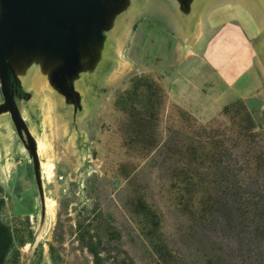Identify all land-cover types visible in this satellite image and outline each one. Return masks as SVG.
<instances>
[{"label": "rangeland", "instance_id": "rangeland-1", "mask_svg": "<svg viewBox=\"0 0 264 264\" xmlns=\"http://www.w3.org/2000/svg\"><path fill=\"white\" fill-rule=\"evenodd\" d=\"M245 3L216 0L190 40L166 0H141L82 139L65 117L31 116L55 166L54 218L36 238L26 155L8 135L0 264H264V59Z\"/></svg>", "mask_w": 264, "mask_h": 264}, {"label": "water", "instance_id": "water-1", "mask_svg": "<svg viewBox=\"0 0 264 264\" xmlns=\"http://www.w3.org/2000/svg\"><path fill=\"white\" fill-rule=\"evenodd\" d=\"M166 1L180 32L194 40L216 0ZM242 2H249L261 19L241 25L259 33L256 49L263 60L264 0ZM140 7L141 0H0V157L13 135L26 155L39 209L35 238L47 209L40 140L29 120L37 110L54 113L57 119L65 117L69 132L82 139L80 118L97 85L113 70Z\"/></svg>", "mask_w": 264, "mask_h": 264}, {"label": "bare ground", "instance_id": "bare-ground-1", "mask_svg": "<svg viewBox=\"0 0 264 264\" xmlns=\"http://www.w3.org/2000/svg\"><path fill=\"white\" fill-rule=\"evenodd\" d=\"M39 152L40 154L45 150V148L47 147L45 142L39 141ZM42 168H43V174L46 175L48 180H51L54 176H55V166L54 164L50 161H42ZM55 204V201L46 196V208H47V213L48 215L52 218H54V209L53 206Z\"/></svg>", "mask_w": 264, "mask_h": 264}]
</instances>
